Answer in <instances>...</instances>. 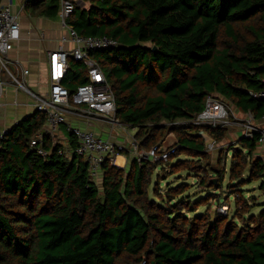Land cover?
I'll list each match as a JSON object with an SVG mask.
<instances>
[{
  "label": "trees",
  "instance_id": "16d2710c",
  "mask_svg": "<svg viewBox=\"0 0 264 264\" xmlns=\"http://www.w3.org/2000/svg\"><path fill=\"white\" fill-rule=\"evenodd\" d=\"M79 1L67 24L120 44L90 52L114 91L117 118L137 128L140 150L169 134L178 149L166 162L121 153L126 168L106 159L93 177L85 156L65 153L50 137L32 146L45 113L18 122L0 143V264H264V204L247 218L255 201L242 189L262 181L264 191L259 135L242 136L212 165L198 134L204 128L192 123L208 96L263 120L264 99L252 94L264 91V0ZM24 10L57 19L60 1L28 0ZM69 65L63 84L72 96L88 77L81 62L70 58ZM205 129L218 142L226 137V128ZM68 139L75 149L77 140ZM230 152L228 189L239 193L226 215L212 213L218 194L192 202L184 196L191 184L160 189L156 172L168 164L172 176L187 172L221 191ZM180 156L187 159L172 164Z\"/></svg>",
  "mask_w": 264,
  "mask_h": 264
},
{
  "label": "built area",
  "instance_id": "2783aa9c",
  "mask_svg": "<svg viewBox=\"0 0 264 264\" xmlns=\"http://www.w3.org/2000/svg\"><path fill=\"white\" fill-rule=\"evenodd\" d=\"M59 1V22L64 34L60 40L62 45L48 54L50 88L45 95L35 93L27 87L30 71L24 68L20 60H13L10 57L15 43L22 37L20 15L14 11L12 5H0V110L5 106L4 97L10 86L14 87L16 91L28 93L33 98L36 111L47 115V124L32 141L33 147L41 144L46 137L51 138L53 145L59 144L58 134L61 127L66 124L67 116L77 117L90 123L111 125L113 128L118 127L122 130H127L130 127L117 118L114 91L101 67L90 56L92 51L116 49L120 46L119 42L108 37L81 36L67 24V18L75 8L74 2L80 1ZM67 44H71L72 48H66ZM70 58L85 66L88 77V82L79 86L72 96L63 84L69 72ZM252 95L255 98L264 99V91ZM244 117L245 121H241L239 124L242 127L243 137L251 139L255 134H258L259 145L264 146V118L261 122H257L251 113ZM232 118L237 119L234 110L220 99L208 96L204 111L197 115L192 123L203 128L223 129L232 125ZM133 129L137 130V128ZM9 130L0 128V143L5 139ZM69 131L77 140L78 145L75 149H70L71 151H65V153L85 156L93 177L98 176L101 165L106 159L117 166L116 159L121 153L129 152L130 156L136 157L139 162L143 160L166 162L178 149L175 146L158 145L149 151L140 150L134 135L131 137V148L128 150L123 143L104 139L88 129L72 127ZM211 140V143L206 145L208 152H213L216 149L217 141ZM38 153L42 156L48 154L42 148H38ZM219 211L226 215L228 207H223Z\"/></svg>",
  "mask_w": 264,
  "mask_h": 264
},
{
  "label": "crops",
  "instance_id": "0c3cea01",
  "mask_svg": "<svg viewBox=\"0 0 264 264\" xmlns=\"http://www.w3.org/2000/svg\"><path fill=\"white\" fill-rule=\"evenodd\" d=\"M27 1L0 0V5H12L14 11L20 15L22 37L20 41L15 43L10 57L13 60H20L24 68L30 71L27 87L35 93L45 95L49 92L50 88L48 54L51 51L57 50L62 45L60 40L64 32L59 18H35L26 13L24 7ZM65 47L72 48V45L67 44ZM4 103V108L0 110V128L10 129L36 112L33 98L24 91H16L11 86L6 91ZM72 127L94 131L102 138L108 136V133H105L107 130L106 124L90 123L77 117L67 116L66 124L61 127L58 136L60 139L59 143L67 148L68 151L70 150L69 129ZM107 139L121 143L116 138L113 129L110 131ZM120 159L122 163H119ZM116 163L118 167L126 168L128 166V157L126 155H119Z\"/></svg>",
  "mask_w": 264,
  "mask_h": 264
},
{
  "label": "rangeland",
  "instance_id": "374dc122",
  "mask_svg": "<svg viewBox=\"0 0 264 264\" xmlns=\"http://www.w3.org/2000/svg\"><path fill=\"white\" fill-rule=\"evenodd\" d=\"M77 4L83 5V3L81 2H78ZM229 107L232 110H234L237 119L232 118L231 119L232 125L224 127L227 129L225 139L222 142L217 141L218 144L216 145V149L213 152H210L212 165L213 163L214 164L219 163V156L221 155L222 150L228 152L231 148L237 147L238 140L243 136L242 127L239 124L241 121H245L246 118L244 117V115H240L239 113H237L235 109L233 108V106H229ZM160 125H165V123L162 122ZM112 129L114 130V134L116 135V138L118 139V141L123 143L126 146V148L130 150L131 137L136 134L137 130L133 129V127H128L127 130H122L118 127L113 128L111 125H107V130L105 131V133H108V136H109V133L110 131H112ZM198 134L199 136L204 138L206 145L211 143L212 141L211 139L216 140V138H214L209 133V131L206 130L205 128L204 129L201 128ZM108 136L103 137V138L107 139ZM176 143H177V140H176L175 135L173 134L166 135L163 138V140L159 142V144L164 145L166 147L173 146ZM258 156H261L264 160V146L260 147ZM231 158H232V153L230 152V154L226 156V160L221 166V168L224 167L226 169V173H227L225 177L223 189L221 191H212L211 189L207 187L200 186L199 185L200 179H196V177H194L193 175H187V172H183V173H180L179 175L172 176L170 173L172 165L169 166L168 164H166L163 170H161L160 168L156 172V173L163 174L161 175L159 179V180L164 179L162 180V182L159 181L160 189L162 190V192H165L168 186L175 187L182 183H187L188 185L191 184V187H188L189 191L185 193L184 196H191L190 198L192 202H196L197 200L201 198H207V196H209L210 194H218L220 196V201H222L221 204L219 203V201H217V198L215 197H213L211 201L209 202V204L212 205V209H213L212 213L217 211V209H221L228 205L232 207L234 205V199L238 196L237 194L239 193V191H237L236 189H228L229 172L231 168ZM186 159L187 157L180 156L179 159L172 161V164L179 162L178 160L181 161V160H186ZM247 177L248 175L246 174L244 178L247 179ZM215 183L217 184L216 180H215ZM262 183H263L262 181L249 183L245 187L242 188L244 196L248 199L253 198V200L255 201L254 207L252 211L250 212V214L247 216V218L250 216L259 215L263 209L261 205L264 204V191L260 188ZM180 198L181 197H179L178 200H180ZM228 198H229V201H227ZM207 209L208 207H203L198 211V213H204Z\"/></svg>",
  "mask_w": 264,
  "mask_h": 264
},
{
  "label": "bare ground",
  "instance_id": "6f19581e",
  "mask_svg": "<svg viewBox=\"0 0 264 264\" xmlns=\"http://www.w3.org/2000/svg\"><path fill=\"white\" fill-rule=\"evenodd\" d=\"M119 163H122V160L121 159L119 160Z\"/></svg>",
  "mask_w": 264,
  "mask_h": 264
},
{
  "label": "water",
  "instance_id": "95a60500",
  "mask_svg": "<svg viewBox=\"0 0 264 264\" xmlns=\"http://www.w3.org/2000/svg\"><path fill=\"white\" fill-rule=\"evenodd\" d=\"M154 51H156V48H154Z\"/></svg>",
  "mask_w": 264,
  "mask_h": 264
}]
</instances>
